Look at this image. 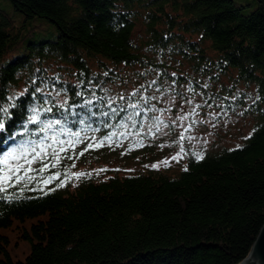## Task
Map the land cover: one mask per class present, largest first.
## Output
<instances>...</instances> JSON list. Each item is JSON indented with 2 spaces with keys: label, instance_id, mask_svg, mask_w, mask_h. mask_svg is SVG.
I'll list each match as a JSON object with an SVG mask.
<instances>
[{
  "label": "trees",
  "instance_id": "16d2710c",
  "mask_svg": "<svg viewBox=\"0 0 264 264\" xmlns=\"http://www.w3.org/2000/svg\"><path fill=\"white\" fill-rule=\"evenodd\" d=\"M10 1L25 21L16 28L0 10V102L7 106V97H19L11 110L16 122L0 136L18 133L31 107L52 119L64 114V104L79 114L68 117L73 131L84 128L71 123L81 117L99 128H84L88 137L114 132L123 145L125 124L127 132L150 137L146 129L159 110L144 109L161 107L159 98L145 104L152 90L187 99L201 89L207 105L242 108L256 122L241 144L216 146L202 159L191 153L174 173L112 169L72 188L52 182L43 191L10 190L19 198L0 200V228L17 219L28 250L24 259L13 258L9 238L0 235V264H239L264 223V0L249 11L250 3L234 0ZM36 17L56 26L54 39H28L32 30L24 27ZM139 22L143 36L137 39ZM86 99L92 105L84 106ZM108 100L118 111L139 103L102 117ZM136 112L135 124L122 119ZM15 142L0 143V153ZM108 145L89 150L96 163L113 157L127 163L135 155ZM154 149L145 144L142 157L155 155Z\"/></svg>",
  "mask_w": 264,
  "mask_h": 264
},
{
  "label": "rangeland",
  "instance_id": "374dc122",
  "mask_svg": "<svg viewBox=\"0 0 264 264\" xmlns=\"http://www.w3.org/2000/svg\"><path fill=\"white\" fill-rule=\"evenodd\" d=\"M234 1L239 4L250 3L248 8L245 9L246 11H249L255 5V0ZM0 10L11 18L16 28L21 26L25 21L23 14L14 9L10 0H0ZM26 27L32 30V32H27L29 35L28 39H32L35 42L54 39L57 36L56 26L43 18L36 17L34 20L28 21L24 28ZM137 29L136 38L139 39L143 36L142 22L138 23ZM168 89H173V87L168 85ZM249 89L253 92L252 86ZM172 93L164 94L162 91H151V96L156 97V99L159 98L161 102V107H158L157 110L159 111L156 112V116H160L163 123L167 125V127L163 128L162 132H156L155 135L151 133L150 137L145 136L144 138L137 132H127L128 134L124 136L126 140L124 141L125 144L120 145L119 140L114 139L115 142L108 145L110 151L118 150L122 156L134 152L135 155L129 162L117 161V158L113 157L110 162L96 163L92 153H89L88 150L86 153L84 152L87 155L85 158L70 159L72 162L63 166L59 164L57 167L52 168L51 173L59 171L61 179L64 178L65 169H69L72 173L85 172L90 174L79 179L73 177L66 180L65 186L69 185L71 188L88 176L106 177L110 173L109 170L112 169L133 172L146 169H159L174 173L184 166L191 153L201 155L219 145L237 146L244 142V138L250 135L253 130L256 122L254 115H244L242 113L243 109L239 107L231 110L223 104L207 105L204 100L205 94L201 89H195V93L192 96L188 95L187 99H184V95L180 96L175 92ZM188 113H193L188 116V119H178L179 116ZM173 120L176 121L175 124L172 123ZM189 125H191L190 128L188 127ZM181 135L185 139L180 140ZM140 141H142V146H139ZM145 144H154L155 155L149 154L146 158L142 157L141 150ZM127 145L130 146L129 149L126 148ZM76 150H78L77 147ZM177 155H179V158L173 159ZM68 160L63 159L61 163H66ZM164 161L168 163L165 164ZM73 164H75V168L72 167ZM152 165H159V167H153ZM39 166V164L33 165L34 168H38ZM101 169L107 170L98 171ZM53 182H55L54 186L57 187L59 181ZM19 224L17 219H15L12 227L0 228V235L9 238L10 241L6 247L13 258L24 259V253L28 250V245L24 241L26 239L18 236L17 232L20 230ZM18 241L21 242L20 246L17 244ZM0 242H5L2 237H0Z\"/></svg>",
  "mask_w": 264,
  "mask_h": 264
},
{
  "label": "snow or ice",
  "instance_id": "6c2138e0",
  "mask_svg": "<svg viewBox=\"0 0 264 264\" xmlns=\"http://www.w3.org/2000/svg\"><path fill=\"white\" fill-rule=\"evenodd\" d=\"M107 75V73L105 74ZM40 91V89H37ZM139 91V90H137ZM24 93H20L19 96H23ZM35 95V93H33ZM77 95H81V93L77 92ZM132 95H136L133 93ZM19 97H7V106L3 102H0V133H5L9 131L15 124L16 118L13 116L12 109L17 107L15 100ZM97 100L101 99L100 97H96ZM120 100H124L123 96L119 97ZM145 104H148L149 100H154L156 97H143ZM93 101L90 99H86L83 102L84 106L92 105ZM109 107V111H102L99 113L102 117H108L111 113L116 116L119 115L120 112H127V109H135L138 107V103H126L123 107L119 109L111 107L115 100L106 101ZM61 108H64V114L60 118H52L42 119V113L39 108L31 107L29 109L30 115L26 118L23 123L20 131L14 132L11 136L4 137L0 136V143H7L9 140L15 142V138L17 135H20L22 139L18 142H15L13 146H10L8 150L0 153V200H11L14 197L10 195V190L19 189L20 193H23L25 190H41L47 188L49 184L53 181H59L57 187H64L65 181L71 178L79 179L80 177L90 175L85 172H76L72 173L69 169H65L64 178L61 179V173L59 171L55 173H51L50 168L57 167L63 159H74L77 155H83L84 152L103 147L106 144L114 143V137L117 133H106L102 138L96 137H88L86 134H82L84 132V128H91L93 132L99 131V128H92L91 123L86 124L85 119L81 117L79 120H73L71 123L79 124L84 126L80 130L73 131L71 127H68V117L79 115L78 113L71 111V109L75 106L65 107L64 104L60 105ZM199 107V105H197ZM147 112L157 111L155 105H149L146 109ZM194 111V110H193ZM43 112L51 113L52 107L43 108ZM193 113H188L183 116H179V120L188 119L189 115ZM92 116L97 115L96 112L91 113ZM134 115L139 116L140 112H136L135 114L128 113L122 119L126 121H133L135 124ZM154 123L149 126L148 131L153 132V129L156 132H162L163 128L167 127L166 124L163 123L160 116L153 117ZM173 124L176 123L175 120L172 121ZM101 125H104L108 128H111L112 125L105 124L104 121H100ZM29 125H36L37 127L30 129ZM125 128L123 133L120 135H127V125H122ZM189 128L191 125L188 126ZM187 130V129H185ZM251 135V134H250ZM250 138V137H248ZM185 139L183 135H181L180 140ZM85 141H88L85 148L77 154L75 149L77 145L84 144ZM139 146H142V141L139 142ZM183 151V149H181ZM179 155L173 157V159H178ZM198 159H202L203 155H198ZM167 164V161H164ZM34 164H39L38 168H34ZM153 167H159V165H152ZM75 167V164L72 165ZM107 169H101L98 171H106ZM186 170V169H185ZM45 173H49L45 175ZM55 189H49L52 191Z\"/></svg>",
  "mask_w": 264,
  "mask_h": 264
},
{
  "label": "water",
  "instance_id": "95a60500",
  "mask_svg": "<svg viewBox=\"0 0 264 264\" xmlns=\"http://www.w3.org/2000/svg\"><path fill=\"white\" fill-rule=\"evenodd\" d=\"M239 264H264V223L249 253Z\"/></svg>",
  "mask_w": 264,
  "mask_h": 264
}]
</instances>
